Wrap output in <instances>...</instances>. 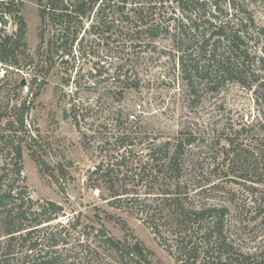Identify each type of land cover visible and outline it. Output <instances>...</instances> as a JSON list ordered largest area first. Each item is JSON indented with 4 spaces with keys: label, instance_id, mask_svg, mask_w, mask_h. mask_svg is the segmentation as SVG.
<instances>
[{
    "label": "rangeland",
    "instance_id": "obj_1",
    "mask_svg": "<svg viewBox=\"0 0 264 264\" xmlns=\"http://www.w3.org/2000/svg\"><path fill=\"white\" fill-rule=\"evenodd\" d=\"M47 1H15L19 3L18 15L25 23L26 49L23 53L19 45V69L0 64V136L7 134L6 118L22 113L25 127L16 133L23 145V185L33 201H53L63 207L64 216L52 226L64 225L68 219L78 220L81 225L77 232L70 233L65 248L76 250L79 242L94 243V238L82 236L80 229L93 226L105 228L128 248L140 242L148 251V264H175L169 247L172 238L166 225L169 212L161 194L166 190V181L159 175L154 191L147 195L152 178L139 182L134 174L138 166L149 160V149L191 136V145L184 147L181 155L184 184L181 186L185 188L180 187L179 192H187V197L181 194L182 199L194 208L220 210L226 244L233 253L260 252L264 245V178L249 170L256 168L260 154H264V111L256 100L258 93L264 92V0H234L235 9L224 0L219 1L221 9L226 10L220 20L237 24L245 10L262 31L255 49L259 61L253 67L257 83H251L248 88L252 81L249 77L245 81L248 85L226 81L216 92L197 85L195 96L186 91L178 67L170 61V52H174L172 43L160 36L152 44L146 35H134L145 30V25L135 23L130 17L133 13L128 23L120 22L116 5L105 13L108 33L96 27L98 7L83 20L79 36L84 35L83 55L75 44L70 56L44 65L35 58V53L41 44L39 13ZM118 2L114 0L111 4ZM173 9L176 4L171 2L162 13L165 14L160 19L163 26L172 28L178 21L183 24L190 21L188 13ZM145 20L148 22V16ZM19 28V23L10 19L0 26V35H18ZM44 30L46 41L51 31ZM26 57H33L34 64L47 67L36 72L37 81L43 80V84L35 99L26 89L36 76L33 66L28 69ZM118 65H123L122 74L130 81L136 75L140 82L137 90L129 89L123 97L117 93L119 84L108 79V75L113 78L114 67ZM36 89L34 86L33 92ZM101 92H106L98 103L102 106L96 108ZM107 96L112 99H105ZM22 103L24 109L12 108ZM72 105L81 108L77 128L65 118ZM123 137L131 145L120 150L119 139ZM105 138L108 143L104 144ZM125 151H129L127 168L132 173L125 182H117L114 190L130 189L137 201L122 199L114 208L109 205L108 185L98 181V175L92 172L100 162L118 159ZM236 154L240 155L239 163L233 165L231 160ZM4 155L0 151V166ZM156 156L159 160L162 154ZM240 161H246L248 166ZM151 163L149 160L148 170ZM93 186L99 187L93 189ZM147 222L157 226V235ZM3 240L0 239V248ZM78 257L82 259L81 253ZM104 260L101 258V262ZM76 262L100 263L89 259ZM113 262L114 258L108 259V263Z\"/></svg>",
    "mask_w": 264,
    "mask_h": 264
},
{
    "label": "trees",
    "instance_id": "obj_2",
    "mask_svg": "<svg viewBox=\"0 0 264 264\" xmlns=\"http://www.w3.org/2000/svg\"><path fill=\"white\" fill-rule=\"evenodd\" d=\"M6 1H0V26H5L7 21L12 19L19 23L20 28L18 35H0V64L19 69L17 53L19 45L23 53L26 49L23 42L25 23L16 9L19 3H16V0ZM113 1L48 0L46 5L41 6L39 13L41 44L36 50L35 58L49 66L54 59L70 56L75 44L79 45V53L83 55L84 35L79 38L83 20L98 7L96 15L99 22L96 27L99 26L104 29V33H108L105 13L111 6L116 5L115 11L120 22L128 23L131 17L135 23L145 25V30L136 31L134 35L144 34L152 44L160 36L172 43L174 52H170V61L178 67V75L190 95L197 94V85L209 92H216L226 81L248 85L245 81L249 77L252 81L248 88L251 83H257L256 71L253 67L259 61L255 49L257 37L262 31L256 28L253 16L249 12L243 10V18L232 25V20H220L226 11L221 9L220 0H144V2L119 0L118 3L111 4ZM171 2L176 4V9L171 11L188 13L189 22L183 24L178 21L172 28L162 25L160 19L165 17L162 13L170 7ZM224 2L229 3L228 6L232 9L237 7L234 0H224ZM128 6L129 8L126 9ZM130 13L133 14L129 17ZM147 16L148 22L145 20ZM191 17H194V20ZM44 29L51 31L50 38L46 41ZM28 59V69L33 66L34 75L47 68L34 64L33 57ZM122 70L123 65H118L114 67L113 78L108 75V79L112 80L113 84H119L117 93L120 97H123L124 92L129 89L137 90L140 85L136 75L130 81L129 77L122 74ZM36 77L37 75L33 76L32 83L26 87L32 99L39 95L40 86L43 84V80L37 81ZM34 86L37 87V92H33ZM104 93L106 92H101L102 95L97 98L96 108L102 106L98 103L104 98ZM108 98L112 99L109 96L105 99ZM256 100L264 111V92L258 93ZM24 107L22 103L19 107L16 104L12 108L20 111ZM70 109L69 115L65 118L74 122L77 128L78 110L81 108L72 105ZM5 124L7 134L0 136V151L5 154L3 164L0 166V239L4 238L1 243L3 246L0 248V264H79L77 260L87 262L88 259L100 262L99 264H110L109 258H114L113 264H148V251L140 242L136 241L128 248L111 237L105 228L83 226L80 228L83 231L82 236L85 234L91 236L94 238L92 240L94 243L79 242L76 250L65 248L70 233L77 232L81 225L78 220L68 219L64 225L52 226V223L64 216L63 207L53 201L40 202L31 199L27 188L23 185L21 175L23 145L16 133L25 127V119L22 113H14V116L6 118ZM121 135H129V133ZM125 139L124 137L119 139L120 150L127 145ZM191 141V136L185 139L180 137L174 142L167 141L149 149L148 159L152 162L151 167L148 170V160L138 166L137 173L135 171L134 174L139 182L143 180L148 182L152 178L148 183L151 185L145 193L147 195H151L154 191L159 175L162 174L163 180L166 181V190L161 194L164 195L163 205L169 212L166 225L172 238L169 247L175 264H264V245L257 254H236L231 247L228 248L220 210L212 207L194 208L188 206L185 199H182L181 194L187 197V192H179L181 184L184 185L181 182L183 177L181 155L184 147L191 145ZM105 143H108L106 138ZM129 145L131 144L126 147ZM127 152L129 151H125L118 159L100 162L92 172L98 175V181L108 185L107 191L111 200L109 205L114 208L118 207L116 204L122 199L137 201L130 189L125 188L123 192L114 190L117 182H125L132 173V170L127 168L129 161ZM157 154H162L159 160ZM239 157L240 155L236 154L234 160H231L233 165L239 163ZM240 163L243 166L247 165L246 161ZM256 163V168L252 167L249 172L264 178L263 153ZM245 168L247 172L248 168ZM119 176L121 177L118 178ZM98 187L92 188L98 189ZM182 188L184 189L185 186ZM146 224L152 233L157 235V226L148 222ZM78 253H81L82 259L78 257ZM101 258L105 260L101 262Z\"/></svg>",
    "mask_w": 264,
    "mask_h": 264
}]
</instances>
